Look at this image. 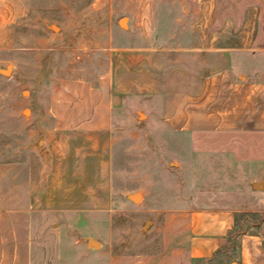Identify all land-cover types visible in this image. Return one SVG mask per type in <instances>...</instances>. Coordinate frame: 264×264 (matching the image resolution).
<instances>
[{"label": "rangeland", "instance_id": "rangeland-1", "mask_svg": "<svg viewBox=\"0 0 264 264\" xmlns=\"http://www.w3.org/2000/svg\"><path fill=\"white\" fill-rule=\"evenodd\" d=\"M189 1L0 0V197L13 184L5 168L36 159L44 183L84 180L91 199L80 208L72 190L71 206L55 202L51 218H0V264H239L237 238L208 260L185 253L189 216L217 203L236 204L237 233L264 235V198L225 188V176L181 173L161 103L149 108L143 94L168 76L163 55H178L167 40L211 35L194 29L199 16L179 14ZM246 4L264 12V0H220L217 18L240 23ZM99 119L107 126L85 158L67 123ZM82 161L89 169L77 175Z\"/></svg>", "mask_w": 264, "mask_h": 264}, {"label": "crops", "instance_id": "crops-1", "mask_svg": "<svg viewBox=\"0 0 264 264\" xmlns=\"http://www.w3.org/2000/svg\"><path fill=\"white\" fill-rule=\"evenodd\" d=\"M219 2L193 0L188 7L181 3L179 14L199 16L194 29L211 31V35L167 40L164 46L179 47L177 59L163 55L162 70L168 76L161 88L148 86L143 94L148 96L149 108L161 103L163 137L169 142L177 138L181 173L225 176V188L261 199L264 198V40L256 33L262 29L259 25L263 22V7L243 5L246 17L240 23L235 19L222 23L217 18ZM253 15L255 21L251 19ZM223 29L239 30L241 36L231 41L220 39L217 34ZM67 126L74 128L73 137L83 140L84 148L80 149L86 150L87 156L83 154L82 159L90 153L91 139L100 141L104 132L101 127L106 128L107 123L99 119L68 122ZM36 163L34 159L5 168V177L13 184L4 188L0 197V208L9 213L0 218H51L57 207L55 202L62 208L71 206L73 199L68 193L72 190L79 192L78 207L90 206V187H85L84 180L81 183L73 178L70 183L58 178L54 183H44L37 174ZM85 163L81 162L83 167L76 171L77 175L87 173L89 163L86 166ZM194 183L197 184V179ZM213 205L211 209L193 211L188 218V234L184 239L189 258H214L230 240L237 238L239 264H264V235L236 232L240 211L235 203ZM13 208L19 210L17 215L11 214ZM64 211L63 218H72L68 210Z\"/></svg>", "mask_w": 264, "mask_h": 264}]
</instances>
